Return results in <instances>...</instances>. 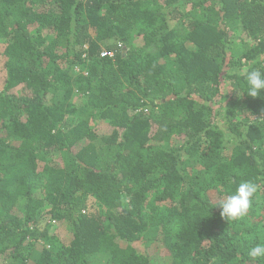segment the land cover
Returning <instances> with one entry per match:
<instances>
[{"label": "trees", "instance_id": "16d2710c", "mask_svg": "<svg viewBox=\"0 0 264 264\" xmlns=\"http://www.w3.org/2000/svg\"><path fill=\"white\" fill-rule=\"evenodd\" d=\"M252 69L264 0H0V264H264Z\"/></svg>", "mask_w": 264, "mask_h": 264}, {"label": "clouds", "instance_id": "9594fccd", "mask_svg": "<svg viewBox=\"0 0 264 264\" xmlns=\"http://www.w3.org/2000/svg\"><path fill=\"white\" fill-rule=\"evenodd\" d=\"M246 82V93L251 97L264 94V72L252 69L244 76ZM257 192V185L251 181H245L238 185L234 194L227 196L219 203L220 215L227 221H237L245 217L252 205V199ZM248 255L252 259L264 257V244L251 247Z\"/></svg>", "mask_w": 264, "mask_h": 264}, {"label": "rangeland", "instance_id": "374dc122", "mask_svg": "<svg viewBox=\"0 0 264 264\" xmlns=\"http://www.w3.org/2000/svg\"><path fill=\"white\" fill-rule=\"evenodd\" d=\"M141 42V41H139ZM78 70V69H77ZM4 81H5V78L3 76H1L0 78V86L3 87V84H4ZM63 95L62 92H58L57 96H56V99L58 98H61ZM79 98L76 97L75 101H77V103H80V101L78 100ZM53 230L54 232L58 233L59 236L64 240V241H68L70 240V238L72 237V232H71V227L65 223V222H62V223H58L57 225H55L53 227ZM137 246L141 249H145V247H143L142 244H137ZM154 251H158L157 248H154Z\"/></svg>", "mask_w": 264, "mask_h": 264}, {"label": "built area", "instance_id": "2783aa9c", "mask_svg": "<svg viewBox=\"0 0 264 264\" xmlns=\"http://www.w3.org/2000/svg\"><path fill=\"white\" fill-rule=\"evenodd\" d=\"M108 54L112 55L113 53H111V52H110V53H108V52H106V51H105V52H103V54H102V55H103V56H105V55H108Z\"/></svg>", "mask_w": 264, "mask_h": 264}]
</instances>
